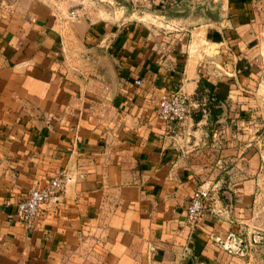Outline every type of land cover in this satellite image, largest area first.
<instances>
[{"label":"crops","instance_id":"crops-1","mask_svg":"<svg viewBox=\"0 0 264 264\" xmlns=\"http://www.w3.org/2000/svg\"><path fill=\"white\" fill-rule=\"evenodd\" d=\"M144 2L174 27L90 19L58 0H0V264L239 259L223 246L241 235L230 198L192 228L186 205L200 184L259 181L264 2ZM202 4L219 9L217 22L202 21ZM177 86L190 114L164 128L157 104ZM200 87L213 96L200 99ZM57 173L69 179L60 197L26 227L4 201Z\"/></svg>","mask_w":264,"mask_h":264},{"label":"rangeland","instance_id":"rangeland-1","mask_svg":"<svg viewBox=\"0 0 264 264\" xmlns=\"http://www.w3.org/2000/svg\"><path fill=\"white\" fill-rule=\"evenodd\" d=\"M67 6L68 10H78L83 17L92 19H107L118 23L121 21L141 20L154 29H172L178 19L155 16L157 13L155 4H145L144 0H58ZM260 5L264 0H254ZM178 9V7L172 8ZM146 10H152L153 14ZM262 10V9H258ZM264 11V9H263ZM146 12V13H145ZM159 13V12H158ZM196 16V15H195ZM180 21V20H179ZM178 25V24H177ZM166 27V28H165ZM199 98L212 97L213 94L199 89ZM205 99L207 106L208 100ZM264 143V141H263ZM262 168H259V181L249 185H225L220 183H208L211 189L212 199L209 203L226 201L236 208L237 215L234 218L240 222V238L245 242L239 252L240 256L236 264H264V146L262 147ZM239 189L238 191H235ZM241 188L243 189L242 193ZM226 191V192H224ZM242 196V197H241ZM234 197V198H233Z\"/></svg>","mask_w":264,"mask_h":264},{"label":"built area","instance_id":"built-area-1","mask_svg":"<svg viewBox=\"0 0 264 264\" xmlns=\"http://www.w3.org/2000/svg\"><path fill=\"white\" fill-rule=\"evenodd\" d=\"M69 16L76 19L77 13L71 10ZM135 83L138 85L141 80L137 79ZM189 100V94L181 86L172 87L161 95L157 104V117L164 128H171L186 120L190 114ZM68 180L63 173H57L43 186L30 188L22 199L14 202L6 199L4 205L14 204L17 220L31 228L38 217L41 205L50 200H58ZM211 199V189L207 184H200L193 190L186 205L185 221L189 227H194L202 218L204 212L211 206L209 203ZM223 246L239 252L242 247L241 239L230 233Z\"/></svg>","mask_w":264,"mask_h":264},{"label":"water","instance_id":"water-1","mask_svg":"<svg viewBox=\"0 0 264 264\" xmlns=\"http://www.w3.org/2000/svg\"><path fill=\"white\" fill-rule=\"evenodd\" d=\"M200 9L202 10V13L204 15L203 18V22L204 21H211V22H217L220 18V13H219V9H209L208 7H206L205 5H201Z\"/></svg>","mask_w":264,"mask_h":264}]
</instances>
